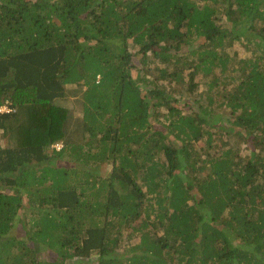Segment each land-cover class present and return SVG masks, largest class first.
I'll return each mask as SVG.
<instances>
[{"label": "trees", "instance_id": "1", "mask_svg": "<svg viewBox=\"0 0 264 264\" xmlns=\"http://www.w3.org/2000/svg\"><path fill=\"white\" fill-rule=\"evenodd\" d=\"M0 264H264V0H0Z\"/></svg>", "mask_w": 264, "mask_h": 264}, {"label": "rangeland", "instance_id": "2", "mask_svg": "<svg viewBox=\"0 0 264 264\" xmlns=\"http://www.w3.org/2000/svg\"><path fill=\"white\" fill-rule=\"evenodd\" d=\"M75 101H76V98L74 96H70L68 98L60 100L59 104L67 106V107L71 108L72 110H74V112H76V111H78L79 107H78L77 101L76 102ZM56 145H59L62 147L61 143H58Z\"/></svg>", "mask_w": 264, "mask_h": 264}, {"label": "built area", "instance_id": "3", "mask_svg": "<svg viewBox=\"0 0 264 264\" xmlns=\"http://www.w3.org/2000/svg\"><path fill=\"white\" fill-rule=\"evenodd\" d=\"M56 148L59 150V149L61 148V146H59V145H56Z\"/></svg>", "mask_w": 264, "mask_h": 264}, {"label": "clouds", "instance_id": "4", "mask_svg": "<svg viewBox=\"0 0 264 264\" xmlns=\"http://www.w3.org/2000/svg\"><path fill=\"white\" fill-rule=\"evenodd\" d=\"M60 149H61V148H60ZM60 149H59V150H60Z\"/></svg>", "mask_w": 264, "mask_h": 264}]
</instances>
